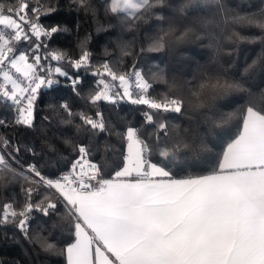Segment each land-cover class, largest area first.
I'll return each mask as SVG.
<instances>
[{
	"label": "snow or ice",
	"instance_id": "snow-or-ice-1",
	"mask_svg": "<svg viewBox=\"0 0 264 264\" xmlns=\"http://www.w3.org/2000/svg\"><path fill=\"white\" fill-rule=\"evenodd\" d=\"M166 2L104 0V5L106 14L122 16V23L131 30L154 9L166 6ZM72 3L77 11L91 13L95 18L91 0ZM209 4L215 5L214 10L221 15L222 33L230 26L259 33L245 36L233 30L229 40L264 43V0L258 10L244 13L227 9L222 0H189L174 11L178 19L184 20L213 11L206 7ZM42 11L48 14L55 8L46 0H0V103L13 113L10 120L0 118V126L34 129L40 90L58 82L54 75L70 79L73 91L79 95L77 86L81 81L69 77L62 65L67 63L78 70L94 67L87 49L90 37L81 41L77 58L60 49H49L47 41L53 34L67 29L58 25L45 28L39 23ZM189 38H201L194 26L178 31L170 22L168 28L158 29L148 38L147 50L160 51L173 40ZM120 51L122 57L132 54L127 44L121 45ZM105 54H109L107 50ZM121 63L122 60L117 64L105 61L95 66L92 74L100 79L85 99L92 106L124 98L135 105H146L151 111L144 113L145 122L155 123L171 144L159 147L157 135L155 151L161 161L153 163L147 158L154 149L141 138L138 129L128 127L125 133L115 132L100 111L93 117L83 111L73 113L67 102L60 104L67 123L78 116L81 123L77 129L91 132L93 137L103 132L121 136L127 145L126 153L119 164L111 162L114 170L107 172L109 161L103 157L100 161L90 159V143L66 140L65 143H72L78 158L67 173L51 179L38 161L19 169L13 167V163H18L21 147L0 135V187L10 180L22 182V197L0 205V226L12 224L29 244L42 251H55L57 245L50 240L52 231L40 224L30 232L29 222L34 211L52 218L58 205H62L66 209L62 219L71 224L73 237L61 250L67 264H264V105L249 99L234 138L217 155L210 170L175 178L166 162L175 161L176 153L190 145L178 128L170 134L168 125L157 123L154 117L161 111L181 113L186 104L193 110L210 107L209 101L232 91H244L243 85L228 77L226 69L201 72L194 77L195 83L186 82L187 96L166 95L158 100L149 94L153 85L142 70L134 64L130 71H124ZM256 63L254 60L248 69ZM157 77L153 73V79ZM50 107L55 110V106ZM48 147L55 151L51 144ZM24 150L34 157L38 155L32 147L25 146ZM95 150L99 152L100 146ZM198 166L197 162L190 165ZM55 228L54 222L51 229ZM46 231L48 235H43Z\"/></svg>",
	"mask_w": 264,
	"mask_h": 264
},
{
	"label": "trees",
	"instance_id": "trees-1",
	"mask_svg": "<svg viewBox=\"0 0 264 264\" xmlns=\"http://www.w3.org/2000/svg\"><path fill=\"white\" fill-rule=\"evenodd\" d=\"M32 2L34 3V0ZM188 2L189 0H167L166 6L154 9L152 15L138 22L137 27L131 30L122 23V16L105 13L104 0H91L96 9L95 18L91 13L77 11L72 0H46V4H50L55 11L48 14L42 11L39 20L45 28L58 25L67 29L53 34L47 41L49 49H60L77 58L81 51V41L86 36L90 37L87 49L92 54L91 63L94 67L105 61L117 64L122 60L121 70L130 71L135 64L153 85L149 94L158 100L166 95L187 96L186 82L195 83L194 77H198L201 72L216 73L226 69L228 77L243 85L244 91H232L218 96L209 101L210 107L193 110L186 104L181 113L161 111L154 117L157 123L164 122L168 125L170 134L173 129L178 128L180 135L190 145L189 148H181L176 153L175 161L166 162L175 178H183L189 174H205L210 170L217 155L234 138L242 118V110L249 99H254L258 105H264V43L227 38L233 30L245 36L259 33L238 26H230L222 33L224 25L221 15L214 10L215 5L211 4L206 6L213 8L211 12L205 11L195 16L190 15L184 20L178 19L174 9ZM222 2L227 9L239 13L258 10L261 4V0ZM189 12L191 13V9ZM157 16H163L164 19L157 20ZM170 22L178 31L185 26H194L201 38L173 40L160 51H148V38L154 36L158 29L168 28ZM209 33L216 38L210 39ZM125 44L130 46L132 54L122 57L120 46ZM254 60L257 63L248 69ZM50 63L53 67L56 66L55 61ZM62 67L69 77L79 78L81 81L77 86L79 95L73 91L70 79L54 75L53 79L58 82L40 90L36 101L34 129L0 126V135L21 147L18 163H13V167L19 169L21 165L26 167L38 161L46 176L57 179L62 173H67L78 158L72 143H65L66 140L73 143H90L93 146L90 159L93 161H100L103 157L110 164L121 162L122 154L126 153L127 148L122 137L109 132L93 137L91 132L78 130L76 125L81 123L79 117H72V123H67L66 113L58 107L65 102L73 113L83 111L94 117L95 112L100 111L106 121L114 127L115 132L125 133L128 127L138 129L141 138L152 144L154 149L147 158L153 163L161 161L155 151L157 135L160 136L159 147H171V144L168 138L158 132L155 123L149 125L145 122L144 113L151 111L146 105H135L124 98L117 99L116 103L100 102L97 106H92L85 97L95 90L100 79L92 74L94 67L78 70L67 63ZM153 73L158 74V77L153 79ZM50 106H55V110ZM12 115L13 113L0 103V118L10 120ZM220 117L229 118L221 120ZM49 144L55 151L48 147ZM97 145L101 149L99 152L95 150ZM25 146L34 148L38 155L34 157L32 153L24 150ZM193 162H197L199 166L190 167ZM115 164H111L106 171L112 172ZM21 183L19 180H10L6 186L0 187V205L13 197H22ZM31 216L30 232L35 231L38 225L44 224L52 231L50 240L56 243L57 249L42 251L39 246L29 244L14 225L0 226V264H66V254H61V250L73 240L71 224L67 219H62L66 216V209L58 205V212L52 218L43 217L38 211L31 213ZM54 222L56 228L51 229ZM43 235H48V232Z\"/></svg>",
	"mask_w": 264,
	"mask_h": 264
},
{
	"label": "crops",
	"instance_id": "crops-1",
	"mask_svg": "<svg viewBox=\"0 0 264 264\" xmlns=\"http://www.w3.org/2000/svg\"><path fill=\"white\" fill-rule=\"evenodd\" d=\"M66 264H67V261H66Z\"/></svg>",
	"mask_w": 264,
	"mask_h": 264
}]
</instances>
